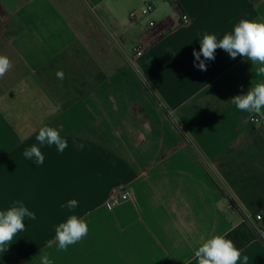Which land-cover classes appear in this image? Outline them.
Wrapping results in <instances>:
<instances>
[{
	"label": "crops",
	"instance_id": "0c3cea01",
	"mask_svg": "<svg viewBox=\"0 0 264 264\" xmlns=\"http://www.w3.org/2000/svg\"><path fill=\"white\" fill-rule=\"evenodd\" d=\"M144 4L154 27L128 19ZM240 19L264 20V0H0L12 61L0 78V210L22 201L36 215L0 264H40L41 250L53 264H198L202 242L264 204V115L231 103L264 80L260 65L217 49L194 67L203 34L220 40ZM43 126L67 139L63 153L36 141ZM33 144L42 165L23 156ZM117 188L129 200L108 211ZM73 214L87 236L46 249ZM241 255L264 264V243Z\"/></svg>",
	"mask_w": 264,
	"mask_h": 264
},
{
	"label": "clouds",
	"instance_id": "9594fccd",
	"mask_svg": "<svg viewBox=\"0 0 264 264\" xmlns=\"http://www.w3.org/2000/svg\"><path fill=\"white\" fill-rule=\"evenodd\" d=\"M217 49L224 50L232 59L240 56L251 61L253 65H260L256 69L255 75L264 77V20L240 19L232 32L224 34L220 40L215 34L205 32L200 39V51L193 50L194 67L206 71L205 61L214 60ZM11 67L10 58L0 54V78H3ZM56 75L58 79H63L61 70H58ZM231 103L242 112L264 115L262 112L264 109V80L251 86L246 94L231 98ZM36 141L39 145H55L60 153L69 147L67 139L61 136L59 130L51 126L41 127ZM79 147L83 148V145L81 144ZM23 156L28 160H34L38 166L42 165L45 159L37 144L26 149ZM77 205L78 201L72 199L67 202L66 207L71 210ZM25 218L35 220L36 215L22 201H15L12 206L0 210V252L5 253L14 237L25 230ZM87 234L86 220L73 214L67 218L66 222L55 227V239L46 241L45 248L51 249L55 244L58 251H67L70 245L78 243ZM39 255L40 264H53L48 251L41 250ZM194 255L198 264H238V262L239 264H249V257L242 256L241 250L235 246L232 240L226 238V234L208 238L200 244Z\"/></svg>",
	"mask_w": 264,
	"mask_h": 264
},
{
	"label": "built area",
	"instance_id": "2783aa9c",
	"mask_svg": "<svg viewBox=\"0 0 264 264\" xmlns=\"http://www.w3.org/2000/svg\"><path fill=\"white\" fill-rule=\"evenodd\" d=\"M154 12V8L151 4H144L143 7L133 10L129 12L128 19L132 23H138L143 20H148L147 25L148 27H154L155 24L151 20V16ZM190 19L186 15H181L180 17V25H187L189 24ZM0 28V34H1ZM144 50V46L140 45L135 48L134 56L130 60V63H133L135 59L142 56ZM259 118L253 117L251 118L252 124L259 123ZM129 200V193L124 188H117L112 190L103 202V206L106 210L112 211L116 207L120 206L122 203ZM264 220V204L260 206L255 212L250 215L243 216L241 224H244L249 230L255 233L257 236L261 237L264 242V226L262 222Z\"/></svg>",
	"mask_w": 264,
	"mask_h": 264
},
{
	"label": "trees",
	"instance_id": "16d2710c",
	"mask_svg": "<svg viewBox=\"0 0 264 264\" xmlns=\"http://www.w3.org/2000/svg\"><path fill=\"white\" fill-rule=\"evenodd\" d=\"M226 238L232 240L235 246L240 250L253 240H259L264 243L261 237L249 230L244 224H240L232 229L226 234Z\"/></svg>",
	"mask_w": 264,
	"mask_h": 264
},
{
	"label": "rangeland",
	"instance_id": "374dc122",
	"mask_svg": "<svg viewBox=\"0 0 264 264\" xmlns=\"http://www.w3.org/2000/svg\"><path fill=\"white\" fill-rule=\"evenodd\" d=\"M144 6V5H143Z\"/></svg>",
	"mask_w": 264,
	"mask_h": 264
}]
</instances>
